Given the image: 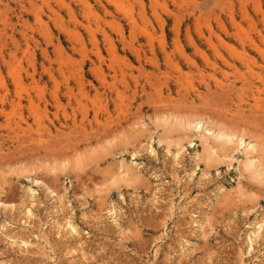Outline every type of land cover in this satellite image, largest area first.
I'll return each instance as SVG.
<instances>
[{
    "label": "rangeland",
    "instance_id": "rangeland-1",
    "mask_svg": "<svg viewBox=\"0 0 264 264\" xmlns=\"http://www.w3.org/2000/svg\"><path fill=\"white\" fill-rule=\"evenodd\" d=\"M241 137L264 0H0V264H264Z\"/></svg>",
    "mask_w": 264,
    "mask_h": 264
},
{
    "label": "bare ground",
    "instance_id": "bare-ground-1",
    "mask_svg": "<svg viewBox=\"0 0 264 264\" xmlns=\"http://www.w3.org/2000/svg\"><path fill=\"white\" fill-rule=\"evenodd\" d=\"M183 125L187 126L189 129L190 128L191 129L193 128V129L199 130V131L202 130V128L204 127L203 132H202L203 135H201V136H202L205 144H206V142L208 140H211L212 142H214V145L218 144L219 142H222V144L224 142L225 145L227 144L225 142H229V143L230 142H233L232 141L233 135H229L226 132H224L223 130H219V128L216 129L215 127H213L212 124H209L208 122H205L202 119H192V120H188ZM234 137H235V135H234ZM238 141H239V146H241L243 148V151L246 153V160L244 162L245 169H247L254 177H256L258 179H260V177L263 178L264 177V170L261 168L263 166H261V164H260L259 157L258 156H252V154H254V153L257 154V152H258L257 151V144H255L251 140L246 143L244 141L243 137L238 138ZM207 154H208V152H207Z\"/></svg>",
    "mask_w": 264,
    "mask_h": 264
}]
</instances>
